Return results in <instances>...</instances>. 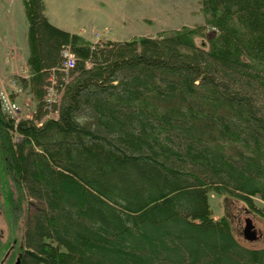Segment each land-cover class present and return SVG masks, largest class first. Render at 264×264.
<instances>
[{
    "label": "trees",
    "instance_id": "trees-1",
    "mask_svg": "<svg viewBox=\"0 0 264 264\" xmlns=\"http://www.w3.org/2000/svg\"><path fill=\"white\" fill-rule=\"evenodd\" d=\"M23 8L20 83L37 109L16 124L0 109L20 264H264L208 204L229 196L264 219L253 203L264 204V0H201L202 26L98 43L52 26L43 0ZM51 78L60 99L45 119Z\"/></svg>",
    "mask_w": 264,
    "mask_h": 264
},
{
    "label": "rangeland",
    "instance_id": "rangeland-1",
    "mask_svg": "<svg viewBox=\"0 0 264 264\" xmlns=\"http://www.w3.org/2000/svg\"><path fill=\"white\" fill-rule=\"evenodd\" d=\"M49 1L53 15H56L57 23L69 28L83 27L87 33L93 34L94 37L98 36L100 39L113 41H127L142 36L154 38L161 32L178 30L182 27L193 28L204 24L201 0ZM26 32L27 20L23 0H0V70H3L4 59L8 54L10 56L15 54L12 61L27 54ZM195 41L198 46L207 48L205 37H198ZM15 64L18 65L19 61ZM17 79L16 75L9 77L0 75V90L6 91L11 95L12 100L18 103L20 108L18 119L23 121L34 115L37 101L35 102L29 89L21 83V92L12 96V82ZM52 82H54L53 78L45 82L42 89L44 96ZM59 99L60 94L54 98L55 104L48 105L50 108H46V111L49 112V115L45 119L57 117L55 113L51 112V107L57 105ZM12 140L17 143L20 138L16 134H12ZM1 180L0 172V264H14L15 260L19 258L21 250L25 248L23 240L24 213L22 211L15 212L5 205L3 200L5 192ZM30 203L29 211L32 212L36 203L33 201ZM253 203L258 210L264 208V204L258 198H254ZM208 204L212 219L219 221L221 218H225L230 225L233 237L242 247L250 250L264 248V219L250 211L245 203L236 198L225 195L219 197L210 193ZM246 218L252 221L257 231L258 239L255 242H246L242 237Z\"/></svg>",
    "mask_w": 264,
    "mask_h": 264
},
{
    "label": "crops",
    "instance_id": "crops-1",
    "mask_svg": "<svg viewBox=\"0 0 264 264\" xmlns=\"http://www.w3.org/2000/svg\"><path fill=\"white\" fill-rule=\"evenodd\" d=\"M24 1V0H23ZM43 6H44V16L46 18V20L55 28L62 30L64 32L70 33V34H75L78 35L80 37L85 38L86 40H88L91 43H98L101 41H112V42H123L126 40H119V41H113L110 39H100L98 36H95L92 34L90 35L89 33H87L86 29L83 27H66L63 24H59L56 22V15H53V11L51 10L50 6H51V2L49 0H43ZM28 29V26H27ZM26 37H27V32H26ZM15 54H13V56L9 55L4 59V68L3 70H0V75L2 76H11V75H16V78H18L16 81L13 80L12 82V96L13 95H17L16 92H21V84L20 81L21 80H28L30 75L27 69V65H26V61L28 59L29 56V48H28V44H27V54H25V56H19V59L17 58V60L12 61L15 57ZM17 61H19V64L16 65L15 63ZM15 62V63H12ZM15 64V65H14ZM2 66V67H3ZM6 66V67H5ZM7 69V72H6ZM23 74V75H21ZM28 74V75H27ZM25 75V76H24ZM28 88V87H26ZM29 89V88H28ZM29 92L32 94L31 89H29ZM33 95V94H32ZM34 114V112H33Z\"/></svg>",
    "mask_w": 264,
    "mask_h": 264
},
{
    "label": "built area",
    "instance_id": "built-area-1",
    "mask_svg": "<svg viewBox=\"0 0 264 264\" xmlns=\"http://www.w3.org/2000/svg\"><path fill=\"white\" fill-rule=\"evenodd\" d=\"M61 57H62V64H61V70L68 71L74 67L75 63V57L70 52L68 48H64L61 51ZM46 95H45V104L52 105L56 103L54 100L55 97H57V91L54 88V82L51 83V87L46 89ZM0 109L3 114H5L9 119L13 120L15 123L19 121L18 119V113L20 111L19 105L16 101L11 99V96L6 93L4 90H0Z\"/></svg>",
    "mask_w": 264,
    "mask_h": 264
},
{
    "label": "water",
    "instance_id": "water-1",
    "mask_svg": "<svg viewBox=\"0 0 264 264\" xmlns=\"http://www.w3.org/2000/svg\"><path fill=\"white\" fill-rule=\"evenodd\" d=\"M242 237L246 242H255L257 241V231L252 224V221L249 218H246L244 221V228L242 230ZM14 264H20V259H16Z\"/></svg>",
    "mask_w": 264,
    "mask_h": 264
},
{
    "label": "flooded vegetation",
    "instance_id": "flooded-vegetation-1",
    "mask_svg": "<svg viewBox=\"0 0 264 264\" xmlns=\"http://www.w3.org/2000/svg\"><path fill=\"white\" fill-rule=\"evenodd\" d=\"M16 261V260H15Z\"/></svg>",
    "mask_w": 264,
    "mask_h": 264
}]
</instances>
